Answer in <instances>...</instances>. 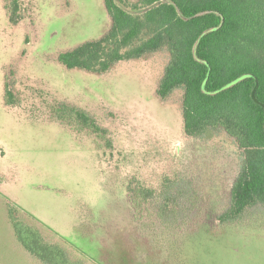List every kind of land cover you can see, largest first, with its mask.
Returning <instances> with one entry per match:
<instances>
[{"label": "rangeland", "instance_id": "rangeland-1", "mask_svg": "<svg viewBox=\"0 0 264 264\" xmlns=\"http://www.w3.org/2000/svg\"><path fill=\"white\" fill-rule=\"evenodd\" d=\"M114 1L134 16L145 11L140 0ZM19 2L13 22L0 0V264H42L17 242L12 209L84 264H264L263 206L219 230L194 221L175 231L168 260L154 245L129 241L137 231L124 218L131 212L121 209L123 190L171 198L184 182L180 188L197 192L188 211L194 220L200 208L229 201L243 166L239 147L222 129L185 133L181 92L167 99L157 92L170 60L165 49L106 72L61 64V54L110 32L104 0ZM146 39L143 32L133 47ZM62 104L96 119L105 140L61 125L53 109Z\"/></svg>", "mask_w": 264, "mask_h": 264}, {"label": "trees", "instance_id": "trees-1", "mask_svg": "<svg viewBox=\"0 0 264 264\" xmlns=\"http://www.w3.org/2000/svg\"><path fill=\"white\" fill-rule=\"evenodd\" d=\"M105 1L112 18L110 32L61 54V64L106 72L115 62L165 49L170 60L157 92L162 99L181 92L185 133L200 137L211 129H222L241 152L243 166L228 196L230 202L200 208L194 220L188 211L195 210L192 200L197 192L180 188L184 182L171 198L141 187L127 196L123 190L126 200L121 209L131 212L124 218L137 231L129 241L156 246L159 252L153 251L166 260L175 231L187 232L194 221L219 230L223 224L240 221L247 209L264 207V0H140L145 8L140 17L114 0ZM8 9L11 21L17 22L19 0H12ZM143 32L147 39L133 47ZM53 111L71 132L90 131L105 140L106 130L88 113L66 104ZM167 199L172 200V209L167 208ZM10 217L17 242L42 264H84L72 259L61 245L47 242L37 228L20 219L17 210L12 209ZM116 236L109 233L107 238Z\"/></svg>", "mask_w": 264, "mask_h": 264}, {"label": "flooded vegetation", "instance_id": "flooded-vegetation-1", "mask_svg": "<svg viewBox=\"0 0 264 264\" xmlns=\"http://www.w3.org/2000/svg\"><path fill=\"white\" fill-rule=\"evenodd\" d=\"M6 1V6H7V10H8V14H9V9H8V6H9V4H11V2H12V0H5ZM106 1L104 0V3H105ZM9 3V4H8ZM105 6H106V3H105ZM107 8V7H106ZM107 11H108V9H107ZM108 13H109V11H108ZM109 15H110V13H109ZM9 16H10V14H9ZM110 17H111V15H110ZM111 20H112V18H111Z\"/></svg>", "mask_w": 264, "mask_h": 264}]
</instances>
